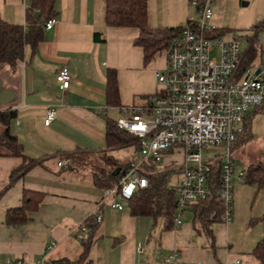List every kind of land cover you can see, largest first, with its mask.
Wrapping results in <instances>:
<instances>
[{
    "label": "crops",
    "instance_id": "1",
    "mask_svg": "<svg viewBox=\"0 0 264 264\" xmlns=\"http://www.w3.org/2000/svg\"><path fill=\"white\" fill-rule=\"evenodd\" d=\"M183 1L179 13L169 17L160 12L152 15L151 0H147L148 26H182L195 11L189 0ZM252 3H256L253 26L242 49L245 54L250 40L254 42L257 54L248 68L257 71L264 54V0L243 2ZM28 6L29 0H0V17L25 25ZM54 10L55 25L44 28L43 39L34 49L25 45L17 72L2 81L16 94L7 104L16 112L9 131L36 163L15 171L23 158L0 147V264L39 260L45 264H261L252 251L263 238V225L252 220L263 212L264 194L237 175L254 157L241 166L235 157L244 158L232 150L236 164L232 218L229 223H213L212 240L197 226L190 206L176 225L174 216L166 220L133 215L120 196L104 198L105 188L95 183L93 175L102 166L101 155L119 161L113 151L121 147L107 146L106 120H117L127 114L124 109L144 104L154 94L159 85L156 74L165 68L166 56L158 51L145 62L143 48L135 44L138 28L108 25L105 0H55ZM62 66L71 73L67 89L56 81ZM109 69L116 71L118 106L106 102ZM49 107L56 109V117L46 126L43 117ZM246 116L252 140L253 121L264 120V104L250 108ZM3 129L0 123V133ZM179 149H168L161 158L164 165L158 167L180 170L174 172L179 174L176 184L183 157L177 164L169 160ZM175 186L170 189L174 191ZM25 191L29 193L23 206ZM114 202L123 208H114ZM20 207L24 208L13 212L14 219L9 220V210ZM97 215L102 217L99 222ZM81 224L90 234L87 241L77 237ZM172 254L175 258L166 261Z\"/></svg>",
    "mask_w": 264,
    "mask_h": 264
},
{
    "label": "built area",
    "instance_id": "2",
    "mask_svg": "<svg viewBox=\"0 0 264 264\" xmlns=\"http://www.w3.org/2000/svg\"><path fill=\"white\" fill-rule=\"evenodd\" d=\"M189 4L195 8L194 14L169 38L166 66L156 74L159 85L154 94L144 104L124 109L127 114L116 120L118 128L137 136L139 156L120 172L114 186L104 189V198L118 195L123 200L130 199L148 185V178L142 173L144 165L157 164L168 149L180 147L184 157L181 179L174 188L175 224H181L184 211L191 204L213 196L209 176L217 158L224 206L221 219L229 223L236 174L231 146L243 131L248 110L264 104V54L258 72L250 68L242 72L241 41L221 37L211 21V0H189ZM56 21L51 16L44 20L43 27L51 29ZM70 80V70L62 66L56 81L67 89ZM55 117L56 109L47 108L44 125H50ZM210 147H217L218 152L206 157L204 151ZM243 174L240 171L237 175L243 179ZM112 206L123 208L120 202ZM95 219L99 222L102 217L97 215ZM77 237L89 240L85 224H81ZM175 256L168 255L165 260L171 261Z\"/></svg>",
    "mask_w": 264,
    "mask_h": 264
},
{
    "label": "trees",
    "instance_id": "3",
    "mask_svg": "<svg viewBox=\"0 0 264 264\" xmlns=\"http://www.w3.org/2000/svg\"><path fill=\"white\" fill-rule=\"evenodd\" d=\"M55 0H29L26 10L25 25L10 23L0 17V79L4 81L13 77L17 72V64L24 58L25 45L34 49L43 39L45 19L54 16ZM105 20L111 26H134L139 30V35L135 39V44L143 48L144 61L147 62L158 51L167 47L168 40L176 34L181 26L152 29L147 24V0H105ZM222 32V31H221ZM257 54V48L250 40L243 56L241 71L252 65ZM106 102L108 105L118 106L119 88L114 69H109L106 75ZM0 123L4 126L0 133V147L7 154L20 156L23 158L22 165L15 171L27 169L35 165L36 161L28 158L22 149L17 137L10 133L9 123L16 116L15 110L11 106H0ZM246 133L249 137V119L246 116L243 121V131L237 137L233 145ZM106 143L108 147L134 145L139 148L137 136L117 127L116 120H106ZM246 139V138H245ZM106 166H99L93 175L95 183L104 188L114 186L120 176V172L128 168L132 161L119 162L113 156L106 154ZM120 166L119 174H113V170ZM178 169H159L156 164H145L142 173L148 178V185L137 190L134 195L126 200L129 203L133 215H151L154 217L163 216L166 220H171L176 211V195L174 191L167 187L170 176ZM219 159L212 164V172L209 176L210 186L214 194L211 198L200 200L190 205L194 213V220L197 226L211 240L213 239L212 225L222 222L221 216L224 206L220 196ZM243 181L249 185H255L264 194V150L260 158L249 163L243 174ZM24 193V204L27 201V194ZM33 193V192H32ZM24 207L9 210L8 219H14L13 212L22 210ZM261 222L263 225V238L254 247L252 253L264 264V208L262 214L253 219L252 222Z\"/></svg>",
    "mask_w": 264,
    "mask_h": 264
},
{
    "label": "rangeland",
    "instance_id": "4",
    "mask_svg": "<svg viewBox=\"0 0 264 264\" xmlns=\"http://www.w3.org/2000/svg\"><path fill=\"white\" fill-rule=\"evenodd\" d=\"M244 1L246 0H211V8L213 12L211 21L218 27L221 37L225 39L236 37L241 41L242 46L246 44V35L251 32L254 10L256 8V3L244 5ZM183 2V0H151V13L152 15H157L160 12L163 16L166 14V16L169 17L170 14L177 15ZM192 13L194 14V11H192ZM174 21L176 20L174 19ZM161 53L166 56V51H161L158 55H161ZM162 70H164V68ZM253 133L254 138L252 140L251 135L248 134L249 137H245V133L243 137L241 136L233 145L235 155L241 154L242 158H244L241 159L235 157L236 163L241 166L246 165V160L249 161L251 157H254L251 162L260 158L261 153H259L258 150L264 148V120L260 117H256L253 121ZM115 150L116 151H113V154L123 163L128 161L133 162L139 156V151L131 145L121 146ZM182 152L181 149L174 150L169 161L176 164L181 163L182 157H184ZM214 152H218L217 147H210L204 151V155L208 156ZM105 157L106 154L101 155L103 161L101 164L102 166H106ZM163 165L164 159L157 164V167H162ZM178 176L179 174L177 173L172 174L168 182L169 188H173L176 185Z\"/></svg>",
    "mask_w": 264,
    "mask_h": 264
},
{
    "label": "water",
    "instance_id": "5",
    "mask_svg": "<svg viewBox=\"0 0 264 264\" xmlns=\"http://www.w3.org/2000/svg\"><path fill=\"white\" fill-rule=\"evenodd\" d=\"M258 72V70H257ZM16 97V94L12 88L3 86V83L0 79V105H7L11 103ZM121 167L118 166L113 170V174H119Z\"/></svg>",
    "mask_w": 264,
    "mask_h": 264
}]
</instances>
